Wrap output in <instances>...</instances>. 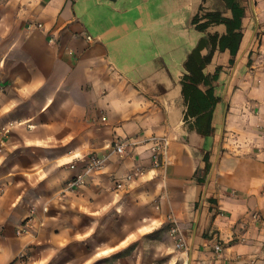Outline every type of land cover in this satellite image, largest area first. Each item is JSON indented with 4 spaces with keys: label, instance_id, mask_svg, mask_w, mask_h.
Returning <instances> with one entry per match:
<instances>
[{
    "label": "crops",
    "instance_id": "1",
    "mask_svg": "<svg viewBox=\"0 0 264 264\" xmlns=\"http://www.w3.org/2000/svg\"><path fill=\"white\" fill-rule=\"evenodd\" d=\"M230 33L234 53L219 46ZM199 43L208 134L185 118L182 91ZM0 84V264H148L141 237L160 230L147 246L171 249L169 214L182 264H264V0H0ZM116 141L123 155L65 190L85 155Z\"/></svg>",
    "mask_w": 264,
    "mask_h": 264
},
{
    "label": "built area",
    "instance_id": "2",
    "mask_svg": "<svg viewBox=\"0 0 264 264\" xmlns=\"http://www.w3.org/2000/svg\"><path fill=\"white\" fill-rule=\"evenodd\" d=\"M41 26V24H38ZM4 89L0 84V92ZM10 136V125L8 123L0 124V151L4 149L8 138ZM152 144L150 146V158L154 167H162L165 163V157L167 156L170 144V138L167 135L153 136L151 138ZM109 151L103 156H99L95 153H90L82 158L83 165L79 172L74 174L65 184L66 191H75L86 183L87 176L100 170L104 167L105 161L110 154L116 153L123 155L125 152L124 142L116 141L108 147ZM142 172L139 166H136L133 171L127 174L122 181L117 182V186H120L123 181H130L135 176H138ZM3 193V188L0 187V195ZM167 224L169 235L173 239L174 246L177 249L184 250L186 248V241L184 233L182 232L177 220L172 214L167 215ZM29 219L24 220L16 230L17 234L25 233L29 227ZM214 253L219 256L223 250L221 243L216 242L213 244ZM25 257V253H19L17 260L22 263ZM218 264H228L220 262Z\"/></svg>",
    "mask_w": 264,
    "mask_h": 264
},
{
    "label": "trees",
    "instance_id": "3",
    "mask_svg": "<svg viewBox=\"0 0 264 264\" xmlns=\"http://www.w3.org/2000/svg\"><path fill=\"white\" fill-rule=\"evenodd\" d=\"M230 1V0H229ZM197 17H195V21ZM216 20H222L219 17ZM229 29L232 28L230 20H225ZM204 25H199V28ZM233 26H238V18L233 22ZM238 35L236 33H230L228 36H222L219 39V46L223 48L225 46L231 47V52L234 53V48H232V41H236ZM201 43L188 55L185 67L187 73L183 76L182 79V91L187 101V111L185 118L188 120L189 116L195 117L192 125L201 133L208 134L212 131L211 127V109L215 101V96L213 95L212 90L207 89L202 91L199 87L200 83L206 84L209 82V78L202 72V67L204 62L209 59V57L204 58L199 55V48Z\"/></svg>",
    "mask_w": 264,
    "mask_h": 264
},
{
    "label": "rangeland",
    "instance_id": "4",
    "mask_svg": "<svg viewBox=\"0 0 264 264\" xmlns=\"http://www.w3.org/2000/svg\"><path fill=\"white\" fill-rule=\"evenodd\" d=\"M116 224L114 223L111 228H114ZM167 233H169L168 227H167ZM169 235V234H168ZM141 240H144V245L147 247L142 248V255H144L150 263L148 264H169L166 263L168 261V257H171L172 264H182V257L180 255V249L175 248L173 245L171 249L166 247V250L164 252L161 251L158 246L157 247H149L147 246L150 243L155 242L156 244L160 245V242L162 240H165L164 234L158 230L150 234H145L141 237ZM168 251V252H167Z\"/></svg>",
    "mask_w": 264,
    "mask_h": 264
}]
</instances>
